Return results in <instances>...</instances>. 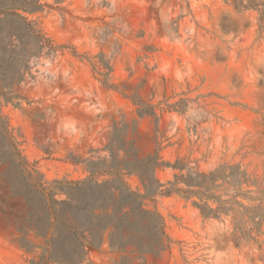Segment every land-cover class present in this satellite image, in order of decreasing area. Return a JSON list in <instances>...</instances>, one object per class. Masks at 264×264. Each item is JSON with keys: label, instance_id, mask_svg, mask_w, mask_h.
<instances>
[{"label": "rangeland", "instance_id": "1", "mask_svg": "<svg viewBox=\"0 0 264 264\" xmlns=\"http://www.w3.org/2000/svg\"><path fill=\"white\" fill-rule=\"evenodd\" d=\"M155 153L187 165L156 170L162 185L229 167L213 193L225 212L156 196L144 208L168 250L105 237L81 253L65 219L84 223L99 195L72 185L143 194L134 157ZM0 264H264V15L234 0H0Z\"/></svg>", "mask_w": 264, "mask_h": 264}, {"label": "trees", "instance_id": "2", "mask_svg": "<svg viewBox=\"0 0 264 264\" xmlns=\"http://www.w3.org/2000/svg\"><path fill=\"white\" fill-rule=\"evenodd\" d=\"M234 1L238 9L257 12L260 17L264 15V10H258V7H264V4L261 5L256 0ZM135 105L140 106L139 103ZM160 160L157 153L142 160L134 157V167L130 174L138 176L143 194L139 191L133 192L125 185L112 186L105 183L92 186L87 181L72 185L73 189L83 190L88 195H92L93 190L97 189L99 195L98 203H92L85 209L87 216L84 223L75 218L65 219V222L69 223L67 233L81 253L83 250L100 248L105 237L111 250L119 253L133 249L139 255L146 256L168 250L171 241L164 234L161 217L155 211L144 208V201L156 196L187 194V197H196L202 205L194 203L193 206L205 219H219L225 212L221 208L224 202L213 193L218 188L215 184L219 181L224 183L228 178L225 172L229 167L223 165L208 174L196 172L186 176H174L173 182L162 185L155 178L156 170L171 168L182 173L187 165L177 161L170 166ZM241 176H244V173H241ZM181 184L187 190L180 189ZM164 188L166 189L163 190ZM210 203L217 205V208L212 209ZM54 220L58 222L56 216Z\"/></svg>", "mask_w": 264, "mask_h": 264}]
</instances>
